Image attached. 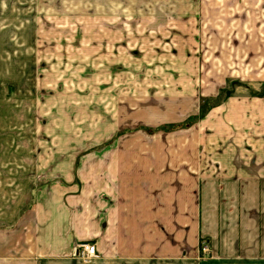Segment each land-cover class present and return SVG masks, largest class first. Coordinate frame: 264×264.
<instances>
[{
    "label": "crops",
    "instance_id": "crops-1",
    "mask_svg": "<svg viewBox=\"0 0 264 264\" xmlns=\"http://www.w3.org/2000/svg\"><path fill=\"white\" fill-rule=\"evenodd\" d=\"M177 10L147 17L178 19L170 32L185 40L168 88L191 99L181 112L192 114L221 87L216 72L246 65L231 51L264 40V0H178ZM178 134L146 139L136 157L117 138L100 148L97 221L94 209L75 215L56 183L35 187L36 146L0 156V264L66 263L76 233L97 238L100 264H264V95L230 96Z\"/></svg>",
    "mask_w": 264,
    "mask_h": 264
},
{
    "label": "rangeland",
    "instance_id": "rangeland-1",
    "mask_svg": "<svg viewBox=\"0 0 264 264\" xmlns=\"http://www.w3.org/2000/svg\"><path fill=\"white\" fill-rule=\"evenodd\" d=\"M177 8L178 0H0V156L36 146L43 171L35 187L56 183L75 215L94 209L98 220L99 150L105 143L117 138L122 153L136 157L145 153L146 139L177 138L180 128L230 96L264 95V65L257 63L264 61V40L256 39L249 50L231 51L237 58L244 54L246 65L223 66L216 72L223 79L217 93L199 97L195 113L181 112L191 99L168 88L185 40L170 32L178 19L147 17ZM198 69L201 74L211 67ZM191 116L187 125L163 127ZM51 164L57 171L46 175ZM86 227L76 226L75 233ZM75 235L66 263L59 264H100L97 238ZM83 242L95 245L93 255L74 253Z\"/></svg>",
    "mask_w": 264,
    "mask_h": 264
},
{
    "label": "built area",
    "instance_id": "built-area-1",
    "mask_svg": "<svg viewBox=\"0 0 264 264\" xmlns=\"http://www.w3.org/2000/svg\"><path fill=\"white\" fill-rule=\"evenodd\" d=\"M200 249L203 253H207V251L209 250L207 242H202ZM95 250V245L89 242L79 243L74 247V253L80 256H91L94 254Z\"/></svg>",
    "mask_w": 264,
    "mask_h": 264
},
{
    "label": "trees",
    "instance_id": "trees-1",
    "mask_svg": "<svg viewBox=\"0 0 264 264\" xmlns=\"http://www.w3.org/2000/svg\"><path fill=\"white\" fill-rule=\"evenodd\" d=\"M193 117H188V120H185L184 123H181V124H172V125H163L164 128H167V127H180L182 125H187L189 123V121L192 119Z\"/></svg>",
    "mask_w": 264,
    "mask_h": 264
}]
</instances>
